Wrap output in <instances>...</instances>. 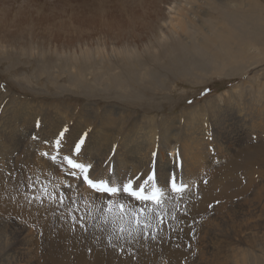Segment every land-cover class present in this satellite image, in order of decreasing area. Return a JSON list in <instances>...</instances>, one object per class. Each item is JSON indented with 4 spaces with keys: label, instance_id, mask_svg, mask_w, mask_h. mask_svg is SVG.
I'll list each match as a JSON object with an SVG mask.
<instances>
[{
    "label": "rangeland",
    "instance_id": "374dc122",
    "mask_svg": "<svg viewBox=\"0 0 264 264\" xmlns=\"http://www.w3.org/2000/svg\"><path fill=\"white\" fill-rule=\"evenodd\" d=\"M153 1L155 0H70L69 2L68 0H15V2L9 3L10 5L5 9L6 13L0 11V116L6 101L12 96L40 103L72 104L76 107L75 111L77 115L79 114L80 119L86 118V115L78 112L79 109L84 108L85 104H94L93 106L96 107H114L134 112L139 117L148 115L156 120L160 117L177 115L183 110L186 112V116L184 114L179 117L182 124L186 125V133L190 132L188 128L192 126V130L195 127L196 131L190 135L197 136L200 135L199 132L201 133V129L198 128L201 127V124L188 122L187 113L191 108H204V102H207V104L210 103L209 114L205 113L203 116L206 121L205 131L212 132L209 137H212L213 140L217 139L214 137L237 138V134H235L237 129L240 130L246 124L249 126L250 120L246 118L247 123L245 124L243 115L236 118V104L227 105L215 98L221 95L229 96V92L235 89V92L245 101L244 111L250 112L251 104L264 103L260 99L256 101L257 99H253L251 95L257 93L259 86L264 83V58L251 64L249 68L245 67L248 62L251 63L250 60L254 54L264 53V0H256L259 6L250 11L245 10L246 8L242 9L245 12L230 7L223 0H209V4L204 5L205 14L196 13L198 17L200 16L198 19H202L201 21L204 22L200 23L195 20L191 26L187 20L192 18L193 14L190 15V13L193 11H191L192 9L187 10L186 5V9L179 13L186 12V16L184 15L186 25L181 34L175 29L170 30L166 23L169 20L168 13L172 12L167 4L174 3L181 6L185 1L167 0L158 4ZM259 13L260 16H257ZM90 14H95L93 17L98 18H96V23L91 26L75 22L76 18L83 17L84 19L87 18L86 15ZM172 14L174 15L175 12ZM227 30L231 31V36L236 39V42L230 38L229 41L233 44L230 46L229 54L224 52L222 55L217 36L220 32L227 35ZM204 32L207 37H212V39L208 38L211 39L208 40ZM210 32H214L212 36ZM56 33L59 34L55 36ZM216 33L218 34L214 36ZM57 39L58 41H56ZM204 39L207 41L203 42ZM246 40L255 43V48L250 52L244 51ZM80 45L84 51L87 49L90 51V56L82 54L78 56L77 61H73L71 53L73 50L79 51ZM60 51H63V56H58ZM96 51L99 52L98 55ZM233 55L241 58L233 60L230 58ZM24 102L29 105V101ZM220 105L225 109L219 110L214 119L213 107ZM84 110L89 111L88 114L91 116V109ZM49 112L51 121L60 120L52 109H49ZM99 112L101 115L103 114L102 111ZM43 116L35 118L30 130L20 128V117L9 122L4 121V123H1L0 119V137L4 138L5 146L8 145L3 147L5 155L0 153L2 162L8 163V167L0 166L3 177L8 175V168L16 164L26 171L25 160L15 156V146L9 144L7 137H16L18 142L15 143L22 145L19 155L28 157L38 145L48 149L49 145L45 144V141L50 144L54 143L55 137H59L55 132L65 130L63 124L60 126L59 123L55 126L57 131L54 130L55 127L48 128L55 131L53 135L45 134L42 129L45 122ZM207 116L212 119L210 122ZM174 118L175 121L168 125L171 128L179 121L177 116ZM134 120L127 121V124L123 125L127 126ZM227 120L229 121L227 122ZM99 121L98 118L92 119L91 128L88 126L85 129V132L89 133V137H86L85 141L95 138L90 136ZM37 122H39V126H37ZM67 125L70 126L69 123ZM162 127L163 124H157L156 137H162ZM90 129L91 131H89ZM243 132L245 137L246 130L243 129ZM176 134L174 130L169 132L171 137H184L183 133ZM73 135L76 137L70 142L71 145L78 142L77 135L80 136V133L75 131ZM107 140L108 138L102 140L101 144H106ZM63 145L65 146V144ZM253 145L255 146L252 147L251 144L245 148L237 157L236 162H229L222 166L211 184L216 185L219 177V182L229 185L240 184V186L247 187L251 185L254 188L260 186L258 184L264 180L263 171H261L263 179L258 175L259 169L264 168V147L254 143ZM98 149L95 146L88 148L87 142L83 151L86 152L87 157L99 161L102 160L103 154L96 155L100 152ZM87 157L84 158L85 161L88 159ZM59 171L64 174L61 168ZM181 172H179V176L182 175ZM125 173L122 172V175ZM233 174L236 176H234L235 178H233ZM30 177L33 179V176ZM39 177L50 182L48 184L49 191L55 185L60 184L58 178H63V176L47 173L46 169ZM27 183L28 178L11 183L8 187L16 195L25 196L31 194L25 187ZM252 192L253 189L248 188L244 195L235 197L234 201L240 200L242 197H249ZM207 200L211 201L208 202L204 212L193 213L194 216L195 214L197 216L195 219L204 217L209 211L217 216H224L228 211L227 197H210ZM183 206L184 204L181 203L179 212L184 211ZM248 206L250 210L257 207L254 202H250L242 205L239 211L243 212ZM61 209L60 213L62 214L65 211L64 208ZM255 214L261 223H250L253 224L251 230L258 234V237L249 242L248 247L233 245L234 251H238V248L249 250L247 256L245 257L241 253L225 252L229 257L226 264H236L237 262L238 264H264V206L260 211L256 209ZM28 227H31L30 231ZM170 231L172 232V230ZM26 232L28 234L24 236ZM3 237H7V244L10 239H15V245L23 248L26 245H21L20 242L23 244L24 240L29 239L25 242L28 245L24 250L25 258L29 259L30 257L31 262L28 264H60L47 260L41 261L43 254H50L54 250L60 251L58 241L43 237L35 229V224L20 218L9 210L0 213V238ZM102 237V239H92V248L110 251L114 257L131 259L132 262L126 264H160L158 250L152 251V249L170 246L169 240L159 236L160 239L158 238L157 243L151 239L140 245L123 242L127 249L126 252L120 254L117 248L107 240L109 235L104 234ZM172 237V242L177 240L179 250L184 256V261L181 262L185 263L186 218L177 232L173 230ZM228 248L229 246H226L224 250L226 251ZM0 264H5V261H0ZM16 264L26 263L17 262ZM69 264L74 263L70 261Z\"/></svg>",
    "mask_w": 264,
    "mask_h": 264
},
{
    "label": "bare ground",
    "instance_id": "6f19581e",
    "mask_svg": "<svg viewBox=\"0 0 264 264\" xmlns=\"http://www.w3.org/2000/svg\"><path fill=\"white\" fill-rule=\"evenodd\" d=\"M69 1L70 0H68V2ZM166 1L167 0H155L153 2L158 4L161 2L164 3ZM184 1L185 3L181 4V6H177L174 3L167 4L172 12L168 13L169 20H167L166 23H168V27L170 28V30L175 29L180 34L184 31L186 25V12L184 14L179 13L186 9V5L187 10L192 9L191 11H193L190 13V15L193 14L192 18L190 20H187V23H189V26H191L192 22H195V20L199 21L200 23L204 22L201 21L202 19L199 20L200 16L198 17L196 13L199 12V14H205L206 9L204 8V5L209 4V0ZM13 2H15V0H0V11L6 13L7 11L5 9L8 8V6L10 5L9 3ZM223 2L230 7H234V9L237 8L238 10L246 8L245 10L250 11L256 9V7L259 6L256 0H223ZM174 12L175 14L173 15L172 13ZM177 14L178 16H175ZM94 15L95 14L86 15L87 18L84 19L80 16V18H73H76V23H80L82 25L86 24L85 26H91L97 21V17L94 18ZM257 16H260V13ZM86 19L89 20L86 21ZM211 24L212 26H214L213 23ZM201 25L204 26L203 24ZM205 30L207 31V29ZM227 31V35L222 34L220 31V33L218 32L219 34H214V36L218 34V45L220 46V52L222 53V55L224 54V52L225 54H229L230 46L233 44V42L229 41L230 38H232L231 31ZM79 32L78 34H80ZM213 33L214 32H210L211 36ZM57 34L59 33H56L55 36H57ZM204 35L207 37L206 33ZM208 38L212 39V37L209 36L207 37V39ZM232 39H234L233 41L236 42L235 38ZM56 41H58V39ZM205 41L207 40L204 39L203 42ZM254 48L255 43H253L251 40L245 41V52H250L251 49ZM78 49L79 51L72 49L73 51L71 55L73 61H77L78 56L82 54H87L90 56V51L88 49H85L86 51H84V48L81 47V45L78 47ZM62 53L63 51H60L58 56H63ZM96 54L98 55L99 52ZM230 58L236 60L241 57L233 55V57ZM262 58H264V53L257 52L253 55L252 60H250L251 63L248 62L245 67L249 68L251 64L258 62ZM263 86L264 83L259 86L257 93L251 94L253 96V99H257L256 101H259V99L264 101V92H262L264 91ZM235 91L236 90L234 89L229 92V96L220 94L221 96H217L216 98H214L215 100L226 103L227 105L236 104V118L243 115V122L245 124L247 123L246 118L250 120V124H248L249 126H246V124V127L243 126L240 130L237 129V131L235 132V134H237V138L224 137L225 139H223L222 137H214L218 140H213L212 137H209L210 133L212 132L207 133L205 131L206 121L204 119L205 116H203L205 113L209 114L210 103L207 104V102H204V108H191L187 113L188 122H198L199 124H201V127H198L199 129H201V133L199 132L198 134L200 135L197 136L190 135L191 133H194L196 131L194 130L195 127L192 130V126L188 128L190 132L186 133V125L182 124V122L180 121V117L182 115L185 114L186 116V112L183 110L177 115H171L170 117H160L158 120H156L153 117H149L148 115L139 117L134 112L117 109L114 107H96L93 106L94 104H85L84 108L79 109L80 111L78 112L86 115V118L80 119L79 114L77 115L75 111L76 107L72 104L40 103L38 101H30L29 99L25 100L16 96H12L6 101V104L2 109V117L0 116V119L1 123H4V121L9 122L10 120L20 117V128H22L23 130H27L32 126L35 118L38 116H43V112L46 110L44 112L45 115L43 116L45 122L42 126V129L44 130L43 132L45 134L53 135V133L58 130L55 126H57L59 123L60 126L61 124H63L64 128L67 129L63 139V144H65V146L63 145L62 154H67L70 148H74V145H71L70 142L76 137L73 135L75 131L80 133V136H82L86 133L85 129L88 126L90 127V125H93V118L100 119L98 126L93 129L90 136L95 138H90L89 141L87 140L84 142L82 151L77 158L79 162L91 163L94 166L95 170L91 173L93 177L101 175L107 176L109 171L113 169L115 177L125 178L136 176L141 173L147 174L150 171H155L160 183L163 184L165 179L172 173H175L177 176H179V172L182 171V175L180 176L188 180L190 183L193 181L195 182L192 187L193 194L182 203L184 204V211L177 213V215L179 216V221H170L171 226L165 225V231H163L160 235L161 237H164L165 240L170 241V246H160L156 249H152V251L158 250L160 264H226V261L229 260V257L226 256L225 252H230L233 254L241 253L245 257L247 256L249 250L245 248H238V251H234L233 245H245L246 247H248L249 242L258 237V234H255L251 230V228H253V224H251L250 222L254 224L257 222L261 223V221L257 219L255 211L256 209L260 211V209L264 206V180H262L260 184H258L260 186H256V188L252 187L251 185L249 187L240 186V184L229 185L225 182H219V177L218 183L216 185L211 184L215 180L217 171L229 162H236L237 157L245 148H247L251 144L252 147L255 146L253 145V143L257 144V146L264 147V103L251 104L250 106L252 107L249 108L250 112L244 111L243 106H245V101L242 100L241 96L238 95ZM24 101H29V105H27V103ZM45 107H47L48 109H43ZM49 109H52L55 114H57L58 118H60V120L58 119L59 121L56 122V119L55 122L50 120ZM84 109H91V116H89L88 114L89 111ZM221 109H225V107H221V105L213 107V110L215 111L213 113L214 119L216 118L215 115ZM99 111H102L103 114L101 115ZM176 116L179 119L178 124L173 128L169 127L168 125L175 121L174 117ZM207 118L209 122L212 120L208 116ZM133 119H135L131 122L133 124L130 123L131 125L128 124L127 126L123 125L127 121ZM229 120H227V122ZM67 123H69L70 126H68ZM157 124H163L162 137H156L158 133L156 129ZM53 127H55V131L52 129H48ZM243 129L246 130L245 137ZM171 130H174L175 133H177L176 135H180L183 133L184 137L169 136V132ZM89 131H91V129ZM60 132L61 131H57L55 132V134L59 136ZM80 136L77 135L78 141ZM86 137H89V133ZM55 138L57 139L59 137ZM107 138V143L101 144V141L106 140ZM233 138H235V140H232ZM7 139L10 145L15 146V156L21 160H25V170L29 173L24 171L19 166V164L9 167L8 175L6 177H3V171H0V213L7 210L12 211L20 218L28 220L30 223L35 224V229L39 233H41L43 237H48L52 240L58 241L57 243L60 246V251L54 250L50 254H43V257L41 256V261L47 260L49 262H58L60 264H69L70 261H73L74 264H126L132 262L131 259H123L124 257H114L113 253L110 251L107 252L105 250L92 248V239H102V236L104 234H107L109 236L112 235V232L110 231L111 225L103 224L97 215L94 214L93 219L86 221L87 229L83 230L78 225L73 224L71 218L68 217L66 208H64L65 212L61 214V208L51 205L47 201H45L43 206L35 202L29 204L26 196L30 194L25 196L16 195V193L8 187L9 184L20 182L30 176H33V179H35L42 173L44 169H46L47 173L53 174L55 176H63V178H58V182L61 186H63V184L73 185L72 190L65 189V192L69 197L77 196V193H79L80 196L84 197V200L81 201L80 212L78 213V215L84 213V204L90 202L93 197V193L91 192V190L87 189L82 181H77L70 176H65V173L63 174L59 171V162H57V164H53L50 160H47L40 155V153L45 151H53L52 148L48 147V149H44L37 144L38 146L36 147L34 152H32L28 157H23L19 155V150L22 149V145L15 143L18 142L17 138L7 137ZM39 141L41 140L39 139ZM87 142L88 148H92L94 146L97 149L99 148L98 150L100 152L96 155L103 154L102 160L96 161L92 157H87V155L85 154L86 152L83 151V148L87 146ZM7 146V144L6 146L4 144V138L0 137V153H4L5 155V149L3 147ZM153 153H156L157 155L154 157ZM86 157L88 159L85 161L84 158L86 159ZM0 161V166L4 165L5 167H8L7 162H2V159H0ZM259 163H262V161H259ZM261 171L264 172V168L259 169L258 174L259 177L263 179V172ZM9 172H12L11 176H9ZM122 172L126 173L122 175ZM25 174H27L28 177L25 176ZM234 176L235 175L233 174V178L236 177ZM204 181H207V183H204ZM77 185H79L78 189ZM248 188L253 189V192L249 197H242L240 200L238 199L234 201L235 197L244 195L247 192ZM210 197H227L226 207L228 211L224 216H217L209 211L205 214L204 217L195 219V217L197 216L196 214L194 216L193 213L196 211H200L201 213L204 212L207 208L208 202L211 201H206V199ZM250 202H254L257 207L253 208V210H250V207L248 206L243 210V212L239 211L242 205L248 204ZM65 203L67 204L68 201L66 200ZM228 203L229 206H227ZM171 209L172 208L169 205V211H171ZM62 216L64 217L63 219L61 218ZM185 218L186 262L183 263L181 262L184 261V256L182 255L183 253L179 250L177 240L176 242H172V232L173 230L177 232V230L182 226ZM28 230L30 231L31 227H28ZM170 230H172V232ZM27 234V232L24 233V236H27ZM159 239L154 242L157 243ZM27 240H24L23 244L20 242L21 245H26L23 248L15 245V239H10L7 244V237L0 238V261H5V264H16L17 262H24L26 264L30 263V257L29 259H26L24 255V250L28 245V243H25ZM123 242L128 241H117L114 239L111 245L117 248L118 253L123 254L127 249L123 245ZM145 242L149 241L144 240L141 237L132 241L131 243L140 245L144 244ZM226 246H229V248L225 251L224 249H226ZM122 248L123 250H121ZM39 256L38 258L40 259ZM236 264H238V262Z\"/></svg>",
    "mask_w": 264,
    "mask_h": 264
},
{
    "label": "snow or ice",
    "instance_id": "6c2138e0",
    "mask_svg": "<svg viewBox=\"0 0 264 264\" xmlns=\"http://www.w3.org/2000/svg\"><path fill=\"white\" fill-rule=\"evenodd\" d=\"M66 131V128L61 131L54 143L45 141V144H48L53 151H45L40 155L53 164L59 162V167L64 171L65 176L82 181L93 193L92 200L84 204V213L78 215L84 197L79 193L74 197L67 195L65 189L72 190V184H63V186L57 184L49 191L50 182L38 176L35 180L28 177V183L25 186L31 193L26 196L29 204L35 202L43 206L47 201L58 208H66L73 224L83 230L87 229L86 221L93 219L95 214L103 224L111 225L112 235L108 238L110 244L113 239L131 243L141 237L144 240L156 241L165 225L171 226L172 220L179 221L177 213L180 210V204L193 194L194 181L190 183L182 176L172 173L161 184L155 171L125 178L115 177L114 169L110 170L107 176L93 177L91 173L95 170L94 166L91 163L79 162L77 159L87 133L81 136L67 154H62ZM156 155L153 153L154 157ZM11 175L12 172H9V176ZM78 187L79 185L77 189ZM169 205L172 211H169Z\"/></svg>",
    "mask_w": 264,
    "mask_h": 264
}]
</instances>
